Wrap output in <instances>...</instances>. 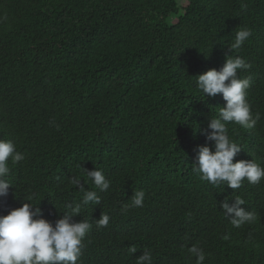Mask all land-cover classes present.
<instances>
[{
	"label": "trees",
	"instance_id": "1",
	"mask_svg": "<svg viewBox=\"0 0 264 264\" xmlns=\"http://www.w3.org/2000/svg\"><path fill=\"white\" fill-rule=\"evenodd\" d=\"M242 28L251 36L234 51ZM228 55L250 65L238 76L260 115L253 129L227 124L234 162L264 166V0H0V139L25 156L9 158L0 215L31 196L54 224L82 200L70 178L96 167L110 187L73 217L92 225L77 264H136L145 250L153 264H196L193 245L203 264H264V179L232 189L192 170L199 145L214 150L204 130L226 104L196 76ZM140 190L143 207L131 206ZM236 196L255 216L240 227L223 208Z\"/></svg>",
	"mask_w": 264,
	"mask_h": 264
},
{
	"label": "clouds",
	"instance_id": "2",
	"mask_svg": "<svg viewBox=\"0 0 264 264\" xmlns=\"http://www.w3.org/2000/svg\"><path fill=\"white\" fill-rule=\"evenodd\" d=\"M250 36L249 29H240L236 32L230 48L238 50ZM249 67L243 58L228 55L222 69L212 68L196 76V86L204 96L215 97L222 94L226 101L208 125L212 131L204 130L207 139L214 141V150L212 145H199L192 163L193 172L202 181L214 186L223 184L238 189L245 179L250 184H258L264 179V166L255 160L241 159L234 162L241 147L230 138L227 128L229 122H235L245 129H253L260 119L259 114L253 117L246 100L250 79L238 76V71ZM10 157L13 164L25 159L24 154L16 150L12 140L0 139V197L8 194L12 184L6 179L11 171ZM83 177L82 179L81 175H74L70 178V183L83 193L82 200L75 206L67 205L70 210L64 212L62 218L54 224L44 218L42 209L32 203L31 196L26 199L30 203L25 202L7 215H0V264H77L83 248V238L92 225L87 220L76 222L73 217L80 214L82 205L101 204L98 192H105L110 187V181L96 167L93 170L85 168ZM87 183H91L95 190L86 189ZM144 198V191H135L131 197V206L143 207ZM244 203L242 198L236 196L231 206L227 202L223 204L226 210L224 215L230 218L234 227H240L255 219L252 212L241 207ZM128 207L129 205H124L122 210L127 211ZM109 219L107 214H102L97 219L96 226L106 227ZM128 251L134 254L137 248L132 246ZM188 252L196 258V264H203L205 253L202 248L193 245L188 248ZM136 264H153L151 252L145 250L137 257Z\"/></svg>",
	"mask_w": 264,
	"mask_h": 264
}]
</instances>
